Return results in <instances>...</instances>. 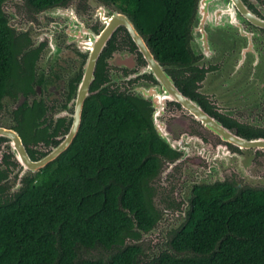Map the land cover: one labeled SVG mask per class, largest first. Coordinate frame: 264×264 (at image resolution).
Instances as JSON below:
<instances>
[{"label":"flooded vegetation","instance_id":"af4514ba","mask_svg":"<svg viewBox=\"0 0 264 264\" xmlns=\"http://www.w3.org/2000/svg\"><path fill=\"white\" fill-rule=\"evenodd\" d=\"M5 1V24L18 49L14 60L20 68L25 58L32 61L29 91L0 99V126L18 133L15 115L21 118L26 109L36 123L32 133L39 129L38 139L21 142L29 159L36 160L69 131L91 43L97 45L101 31L107 30L110 23L102 21L111 15L109 8H119L111 0H96L102 7L81 0L33 10L17 0L7 11ZM212 2L213 13L223 21L188 24L184 63L156 58L147 37L136 29L159 68L150 66L122 24L113 28L95 60L89 95L102 89L143 101L152 130L167 148L155 153L159 167L148 181L154 189L150 201L161 214L149 231L163 229L165 222L170 225L174 215L181 218L196 185L264 187V0H241L243 11L230 0ZM19 8L32 22L21 21ZM215 122L229 133L219 132ZM7 142L0 137V168L7 170V184L11 171L24 170L12 176L18 180L17 190L33 173ZM243 170L258 179L248 180ZM8 192H13L9 184Z\"/></svg>","mask_w":264,"mask_h":264},{"label":"trees","instance_id":"16d2710c","mask_svg":"<svg viewBox=\"0 0 264 264\" xmlns=\"http://www.w3.org/2000/svg\"><path fill=\"white\" fill-rule=\"evenodd\" d=\"M2 1L0 99L29 91L32 61L16 64ZM68 1L25 3L39 10ZM111 1L156 58L185 62L195 0ZM24 110L15 129L26 143L39 129L32 133L36 123ZM163 150L143 101L102 89L87 96L70 144L17 190L8 192L0 168V264H264V187L226 182L194 186L182 222L151 255L143 252L138 240L161 217L148 181ZM91 250L99 254L83 256Z\"/></svg>","mask_w":264,"mask_h":264},{"label":"water","instance_id":"95a60500","mask_svg":"<svg viewBox=\"0 0 264 264\" xmlns=\"http://www.w3.org/2000/svg\"><path fill=\"white\" fill-rule=\"evenodd\" d=\"M230 1L232 4L241 8V11H243L242 9H244L243 8L244 5H242L241 0H230ZM211 4L213 5L215 4V2H212V0H196L194 7L195 10L193 15L194 17L193 20L190 21V23H221L223 21V17L213 13V8ZM102 23H110V24L108 25L106 31L103 32L101 31L100 41L97 43V45L91 43V46L89 48V53L83 68V74L76 90V102H75V111L73 114V122L66 136L63 138V140H61L55 147L52 148L50 152H48L43 157L36 160H30L28 155L26 154L25 148L21 142L18 133L12 128H6L0 126V137L8 139L7 143L10 146V150L12 154L16 157L17 160H19L24 165V167L30 169L32 173H35V171L43 167L47 162L54 159L59 153L65 150L66 147L70 144L72 138L74 137L80 123V115H81V108L83 105V101L89 95L88 87L93 78V69L95 65V60L105 39L108 37V35L116 25L118 24L124 25V27L127 29L129 34L133 38L134 42L138 45L139 49L144 54L149 65L155 68H159L157 62L153 59L152 54L149 52L140 34L134 27L132 21L124 12L115 8V10L112 11L111 15L109 16V18L105 21L103 20ZM180 97L183 100L186 99L183 96ZM215 123L216 125H218V128L220 129L218 130L219 132L223 131L225 133H229L228 132L229 130L217 124V122ZM184 216H185V210L182 211V220Z\"/></svg>","mask_w":264,"mask_h":264},{"label":"rangeland","instance_id":"374dc122","mask_svg":"<svg viewBox=\"0 0 264 264\" xmlns=\"http://www.w3.org/2000/svg\"><path fill=\"white\" fill-rule=\"evenodd\" d=\"M14 1L17 0H13L12 3L10 4L9 0H6L4 3V8L9 11V9L12 7L11 5H15ZM23 3L25 0H22ZM81 0H70V2L68 3L70 6L72 5H76L78 2H80ZM88 2L91 3H96L98 6L102 7V3L96 1V0H87ZM112 9V11H114V8H109ZM28 12L26 10H24V8H19V15L21 18V21H23V23H29L30 21L32 22L31 18H29V16L27 15ZM32 14V12H31ZM10 15V14H9ZM23 15V16H21ZM83 40V39H82ZM81 40V42H82ZM7 120H4V123L6 124ZM8 124V122H7ZM3 147V146H2ZM248 166V165H247ZM18 171V170H17ZM16 170H13L10 172V174L7 176L6 180L8 181L9 184V189L11 191H14L17 187H18V180L17 179H12V176L16 173L19 175H21L22 171L24 170H19V172H17ZM225 171H227V169H225ZM242 175L245 178L249 179H253V180H257L258 178L256 177V175L253 173V176L250 177L247 173V171L243 170L242 171ZM23 174V173H22ZM259 179H261V176H259ZM169 208V207H168ZM185 210V209H184ZM168 212V211H167ZM182 221V217H178L176 218L175 215L172 217L171 220V224L168 225L166 222L163 223V229H152L151 231L142 233L141 238L138 240L137 243H139L142 247H143V252L147 255H151L154 251H156V249L161 246L162 244H164V242L167 239V231L171 230V229H175ZM99 254V250H91L88 251L87 253H83V256H96ZM101 254V252H100Z\"/></svg>","mask_w":264,"mask_h":264}]
</instances>
